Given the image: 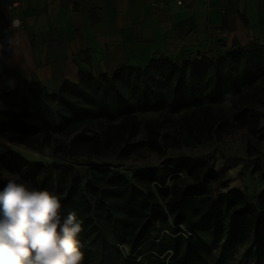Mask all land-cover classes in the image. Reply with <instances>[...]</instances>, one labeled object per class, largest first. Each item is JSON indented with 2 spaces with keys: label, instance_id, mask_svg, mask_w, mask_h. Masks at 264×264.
Listing matches in <instances>:
<instances>
[{
  "label": "trees",
  "instance_id": "1",
  "mask_svg": "<svg viewBox=\"0 0 264 264\" xmlns=\"http://www.w3.org/2000/svg\"><path fill=\"white\" fill-rule=\"evenodd\" d=\"M227 94L233 95L234 119L248 125L264 104V42L234 44L217 58L160 56L144 67L122 65L98 75L81 72L78 82L64 80L57 92L32 81L22 109L0 120V132H12L15 142L28 146L31 139L55 136L56 149L94 155L109 151L129 157L141 149L159 151L162 147L161 131L167 118L141 122L140 113L184 110L193 117V121L186 117L189 130L201 127L211 136L233 125L214 105ZM1 162L38 188L42 163L18 153L2 156ZM54 166L62 180L61 165ZM93 173L100 186L102 212L90 225L81 220L83 231L78 239L81 245L83 238L89 242V259H83V264H207L215 244L244 246L264 220V190L256 203L236 187L213 198L207 183L219 181L221 174L199 158L183 155L167 166L146 167L137 174L136 185L117 173ZM3 186L0 180V189ZM53 186V177L39 183V189L49 192ZM76 195L80 193L72 187L61 198L62 217L80 211ZM131 210L139 217L126 240L135 252L128 256L111 234L121 230L124 213ZM226 256L222 252L216 264Z\"/></svg>",
  "mask_w": 264,
  "mask_h": 264
},
{
  "label": "crops",
  "instance_id": "2",
  "mask_svg": "<svg viewBox=\"0 0 264 264\" xmlns=\"http://www.w3.org/2000/svg\"><path fill=\"white\" fill-rule=\"evenodd\" d=\"M254 40L264 42V0H0V93L32 81L57 92L81 72L217 58Z\"/></svg>",
  "mask_w": 264,
  "mask_h": 264
},
{
  "label": "rangeland",
  "instance_id": "3",
  "mask_svg": "<svg viewBox=\"0 0 264 264\" xmlns=\"http://www.w3.org/2000/svg\"><path fill=\"white\" fill-rule=\"evenodd\" d=\"M4 84H0L3 87ZM26 94L20 88L15 90L4 89L0 93V120L10 115L13 111L22 109V99ZM233 95L227 94L223 99L214 103L216 108L222 109V114L233 123L225 131L213 133L208 136L201 127L189 130L186 117L193 121L192 115H186L184 110L170 112L168 109L140 113V121L148 118H167L161 131V149L150 151L141 149L129 157L105 152L94 155L80 150L56 149L55 136H43L35 141L31 139V146L17 143L13 133L0 132V171L18 174L21 181L34 187V182L23 179L16 171L6 168L1 157H10L20 154L31 162L43 164L44 172L38 176L39 183L44 178H54V186L50 192L57 194L60 199L70 194L72 187H76L79 195L74 196L80 202V211L76 212L78 219L84 218V225L94 222L95 216L102 212L98 204L99 185L93 173L97 170L100 174L105 171L122 175L128 182L136 185L137 174L146 167L167 166L168 162L178 156H190L202 159L207 166L213 167L221 174L217 182L209 181L207 184L213 198L229 188L242 189L248 199L256 203L259 193L264 190V104L259 107L258 114L251 117L248 125H239L234 119L235 109L231 106ZM207 104V101L202 103ZM55 164L61 165L62 175L58 176ZM42 170V169H41ZM43 171V170H42ZM185 178L184 174H181ZM59 177V180H58ZM3 183L4 180L0 179ZM39 183L37 187L39 188ZM95 186L92 188L90 185ZM167 184H170L168 181ZM104 217L105 214H103ZM138 212L124 213V222L119 232H112L114 242L118 244L125 255L135 252L129 250L126 240L135 228ZM81 238V237H78ZM124 240V241H121ZM81 251L84 260L89 259L86 250L87 239H82ZM226 252V258L220 264H264V220L254 231L251 240L244 246H228L226 243L214 245L213 253L207 264H216L215 259Z\"/></svg>",
  "mask_w": 264,
  "mask_h": 264
},
{
  "label": "clouds",
  "instance_id": "4",
  "mask_svg": "<svg viewBox=\"0 0 264 264\" xmlns=\"http://www.w3.org/2000/svg\"><path fill=\"white\" fill-rule=\"evenodd\" d=\"M20 20L11 22L12 28ZM11 44V40H9ZM0 264H83L78 239L82 221L75 212L62 217L60 197L0 171Z\"/></svg>",
  "mask_w": 264,
  "mask_h": 264
},
{
  "label": "built area",
  "instance_id": "5",
  "mask_svg": "<svg viewBox=\"0 0 264 264\" xmlns=\"http://www.w3.org/2000/svg\"><path fill=\"white\" fill-rule=\"evenodd\" d=\"M178 3H181V0H178ZM13 20H16V19H13ZM13 20H12V21H13ZM12 21H11V22H12Z\"/></svg>",
  "mask_w": 264,
  "mask_h": 264
}]
</instances>
